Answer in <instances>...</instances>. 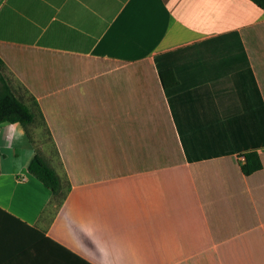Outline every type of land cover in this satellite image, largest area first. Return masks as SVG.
<instances>
[{"label": "crops", "instance_id": "1", "mask_svg": "<svg viewBox=\"0 0 264 264\" xmlns=\"http://www.w3.org/2000/svg\"><path fill=\"white\" fill-rule=\"evenodd\" d=\"M0 45L122 62L62 66L39 86L53 91L37 97L3 66L36 117L29 134L0 124V264H264L263 9L251 0H0ZM172 51L186 53L179 64H135ZM223 121L248 143L241 152L257 147L260 170L245 175L240 151L175 162L176 136L217 138ZM37 151L61 177L60 208L28 171Z\"/></svg>", "mask_w": 264, "mask_h": 264}, {"label": "trees", "instance_id": "2", "mask_svg": "<svg viewBox=\"0 0 264 264\" xmlns=\"http://www.w3.org/2000/svg\"><path fill=\"white\" fill-rule=\"evenodd\" d=\"M257 6L264 10V0H251ZM185 48H180L175 52L184 50ZM174 51L157 56L154 59H146L135 64H148V65H162V64H179L181 59L186 53L176 54ZM172 56V57H170ZM8 63L13 70L21 77L23 82L28 86L30 91L36 95L40 93H45V91H53L50 89H40V85L53 80V75L56 70L60 69L62 66H72V65H89V66H104V65H115L122 64V62L114 60H104L98 58H85L79 57L71 54L52 52L46 50H26L23 48L16 47L15 49H7V45H0V124L1 123H20L29 134L28 128L35 121L34 110L21 98H19L13 91L9 81L4 76L2 69L5 63ZM20 63L21 65H19ZM25 65H35V71H31L32 68L23 67ZM99 71H89L90 73H98ZM166 73V72H165ZM165 73L161 72V82L166 90L169 86L168 79L165 78ZM61 84H59L60 86ZM42 106L46 111V100H52L51 94L48 96H41ZM219 122H217L218 125ZM223 130V135L215 138L213 136L202 135L198 137H186L184 135L176 136L178 139V150L179 159L176 161L188 160L191 164L198 161L197 157L206 156L211 157L212 155H226L228 158H233L236 151H240L239 155L244 156L245 160L240 161L241 170L245 175H250L263 166L262 164V154L257 152V147L248 148L247 152H241L246 149L248 143H245V138H235L234 134L230 131L231 122L223 121L219 123ZM180 127V122H177ZM205 130H212V122H204L200 124ZM178 133L181 129L177 128ZM182 133V131H181ZM219 147H218V144ZM216 143L217 150L213 152L206 153L200 156H196L193 153L194 147L197 144L204 145L205 147L212 146ZM241 149V150H239ZM28 171L34 177H36L40 182H42L47 188H49L53 193V200L57 208H60L65 201V193L62 190V180L58 172L53 168L37 151L34 157L30 160L28 164Z\"/></svg>", "mask_w": 264, "mask_h": 264}, {"label": "built area", "instance_id": "3", "mask_svg": "<svg viewBox=\"0 0 264 264\" xmlns=\"http://www.w3.org/2000/svg\"><path fill=\"white\" fill-rule=\"evenodd\" d=\"M245 160V157L244 156H242V160L241 161H244Z\"/></svg>", "mask_w": 264, "mask_h": 264}]
</instances>
